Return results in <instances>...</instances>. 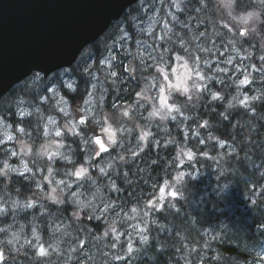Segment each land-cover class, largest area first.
<instances>
[{
	"label": "clouds",
	"instance_id": "1",
	"mask_svg": "<svg viewBox=\"0 0 264 264\" xmlns=\"http://www.w3.org/2000/svg\"><path fill=\"white\" fill-rule=\"evenodd\" d=\"M113 3L0 77V264H264V0Z\"/></svg>",
	"mask_w": 264,
	"mask_h": 264
},
{
	"label": "water",
	"instance_id": "2",
	"mask_svg": "<svg viewBox=\"0 0 264 264\" xmlns=\"http://www.w3.org/2000/svg\"><path fill=\"white\" fill-rule=\"evenodd\" d=\"M114 13L113 0H0V77L69 56Z\"/></svg>",
	"mask_w": 264,
	"mask_h": 264
}]
</instances>
